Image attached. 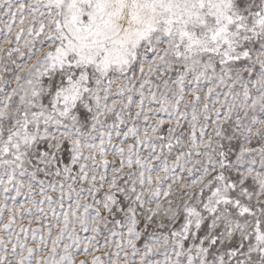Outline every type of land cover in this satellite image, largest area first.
I'll return each instance as SVG.
<instances>
[{
  "label": "snow or ice",
  "instance_id": "snow-or-ice-1",
  "mask_svg": "<svg viewBox=\"0 0 264 264\" xmlns=\"http://www.w3.org/2000/svg\"><path fill=\"white\" fill-rule=\"evenodd\" d=\"M0 264H264V0H0Z\"/></svg>",
  "mask_w": 264,
  "mask_h": 264
}]
</instances>
